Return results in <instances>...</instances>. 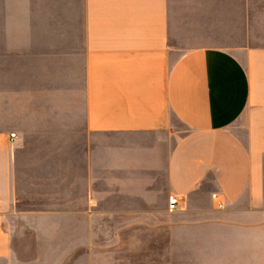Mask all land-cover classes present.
Returning a JSON list of instances; mask_svg holds the SVG:
<instances>
[{
    "label": "crops",
    "instance_id": "obj_1",
    "mask_svg": "<svg viewBox=\"0 0 264 264\" xmlns=\"http://www.w3.org/2000/svg\"><path fill=\"white\" fill-rule=\"evenodd\" d=\"M31 5L0 0V264L97 239L133 264H264V0Z\"/></svg>",
    "mask_w": 264,
    "mask_h": 264
},
{
    "label": "rangeland",
    "instance_id": "obj_2",
    "mask_svg": "<svg viewBox=\"0 0 264 264\" xmlns=\"http://www.w3.org/2000/svg\"><path fill=\"white\" fill-rule=\"evenodd\" d=\"M13 9L15 11H20L22 8L31 7V0H12ZM13 22L17 23L20 22V15L13 16ZM14 228L20 230L21 239L15 240L16 247L20 248L22 258H27L28 256L25 255L23 252V248H29L32 246L33 239H32V232L29 229L22 228L20 224H14ZM101 239H97L93 241V248H96L97 251L101 248ZM70 241L69 240H56V248L59 247H69ZM94 252L91 256L81 255L76 257L77 262L76 264H133V257H122V256H105L102 254H96ZM159 259V257H137L139 259L138 264H150V260ZM125 259V262L122 263L121 260ZM68 264V263H67ZM70 264V263H69Z\"/></svg>",
    "mask_w": 264,
    "mask_h": 264
},
{
    "label": "built area",
    "instance_id": "obj_3",
    "mask_svg": "<svg viewBox=\"0 0 264 264\" xmlns=\"http://www.w3.org/2000/svg\"><path fill=\"white\" fill-rule=\"evenodd\" d=\"M11 137L15 138L16 137V133H12ZM178 203H179L178 196L177 195H171L169 197V202H168L169 210H175L178 207ZM220 206H222V204H220Z\"/></svg>",
    "mask_w": 264,
    "mask_h": 264
}]
</instances>
